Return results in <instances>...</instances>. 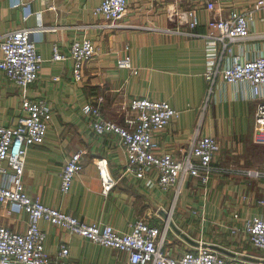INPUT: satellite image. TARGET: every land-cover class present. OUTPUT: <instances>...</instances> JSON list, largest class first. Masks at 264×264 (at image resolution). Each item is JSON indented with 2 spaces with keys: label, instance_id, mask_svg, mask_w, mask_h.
Segmentation results:
<instances>
[{
  "label": "crops",
  "instance_id": "0c3cea01",
  "mask_svg": "<svg viewBox=\"0 0 264 264\" xmlns=\"http://www.w3.org/2000/svg\"><path fill=\"white\" fill-rule=\"evenodd\" d=\"M102 1L0 0V40L10 31L33 30L43 62L29 96L47 99L53 113L45 141L28 150L24 173L27 193L87 223L110 224L122 232L130 231L138 217L158 208L166 210L172 191L150 188L147 178L127 173V156L119 139L92 130L90 117L82 109L98 96L104 98L105 118L118 123H123L133 97L164 100L174 107L179 116L156 136L159 152L181 156L200 127L201 135L216 138L221 146L215 164L264 168V133L256 129V110L264 101V87L256 97L249 83L229 84L220 79L205 107L209 89L205 78L207 41L168 32L177 28L168 11L189 7L188 1L128 0L127 13L119 22L122 26L101 30L91 25L97 22L92 10ZM214 1L223 15L237 10L252 17L251 36L235 43L233 52L243 60L264 56V8L254 10L259 0ZM199 14L196 32L210 33L207 22L211 15L204 9H199ZM84 37L94 41L96 53L83 69V80L76 82L70 48L73 41ZM55 45L65 60H53ZM125 56L131 57L132 69L118 67V60ZM23 113L20 88L0 70V125H14ZM79 150L85 152L84 167L69 193L64 194L60 190L63 166ZM102 158L108 161L107 169L116 181L108 193L103 192L96 162ZM260 198H264V180L214 175L205 187L190 178L177 213L193 223L198 221V232L204 233L201 238L221 248L244 250L250 245L235 239L226 226L232 223L235 212L264 214V208L255 203ZM201 217L210 223L203 231ZM27 224L25 213L0 204V225L24 232ZM40 224L47 233L46 251L52 256L66 244L74 264H115L126 258V253L62 227L46 221Z\"/></svg>",
  "mask_w": 264,
  "mask_h": 264
},
{
  "label": "built area",
  "instance_id": "2783aa9c",
  "mask_svg": "<svg viewBox=\"0 0 264 264\" xmlns=\"http://www.w3.org/2000/svg\"><path fill=\"white\" fill-rule=\"evenodd\" d=\"M186 1L189 7H175L168 11L170 21L177 27L176 30L168 29V32L205 38L207 41L205 78L209 89L205 107L220 79L229 84L247 82L254 95L260 97L264 87V56L243 60L232 48L238 41L251 36L252 17L249 13L233 10L228 15H223L214 0ZM128 5V0H103L92 10L97 22L91 26L101 30L121 27L119 22L127 13ZM262 8L264 0H259L254 10ZM199 9H204L211 15L207 22L211 29L208 34L196 32L201 22ZM181 27L185 30H181ZM0 47V70L20 88L24 112L14 125H0V204L10 205L12 211L25 213L28 217L24 232L0 225V264H74L66 244L61 245L55 256L46 251L47 233L41 227V221L126 253V258L115 264H264L262 213L250 216L235 212L232 223L226 226L235 239L240 240L243 245H250L259 254H251L246 249L223 248L228 254L213 248L217 246L216 243L205 239L184 250L175 244L179 234L173 225L182 233H185V224L188 225L187 231L196 225L180 215L178 220L174 218L190 178L197 179L205 187L214 175L264 180V168L215 164L214 160L221 146L216 138L201 135L200 127L193 133L181 156L159 152L157 134L179 116V112L164 100L131 98L123 123L105 118L103 96L91 99L82 110L90 117L95 134H112L119 139L127 156V173L147 178L146 184L150 188L156 187L165 193L172 191L166 210L158 208L154 212H148L132 223L130 231L122 232L110 224L87 223L59 208L46 205L39 197H31L24 183L28 150L32 145L45 141L53 117L52 107L47 99L29 96L31 85L39 77L43 59L31 29H17L6 33L0 40ZM95 53L94 41L89 37L72 42L70 57L73 60V79L76 82L83 80V69ZM65 59L59 46L55 45L53 60ZM117 65L120 68H133L130 56L119 59ZM256 129L258 133H264V101L257 106ZM84 160L85 152L79 150L65 162L61 172L62 193H69L74 179L84 167ZM96 162L103 192L108 193L116 181L107 169L108 161L105 158ZM255 203L259 208H264V198L257 199ZM201 218L203 231L206 219Z\"/></svg>",
  "mask_w": 264,
  "mask_h": 264
},
{
  "label": "rangeland",
  "instance_id": "374dc122",
  "mask_svg": "<svg viewBox=\"0 0 264 264\" xmlns=\"http://www.w3.org/2000/svg\"><path fill=\"white\" fill-rule=\"evenodd\" d=\"M174 218L176 219V220H178V213L177 212H175V214H174ZM199 220H201L202 221V218H200ZM196 222H198V221H196ZM196 222H194L195 224H197ZM206 223H209V222H206ZM205 223V224H206ZM210 224V223H209ZM185 226V227H184ZM183 226V228L185 229V233H183V234H179L178 235V237H177V239L175 240V244H178L179 245V248L181 249V250H184V249H189V248H192V246H194L193 244H194V241L195 242H198L199 240H202V239H204V238H201V235H204V233H200L199 234V232H198V228H196V225H195V228H193L192 230H188L187 231V228L186 227H188V225L187 224H185ZM206 228V227H205ZM178 234V233H177ZM173 239V238H172ZM246 250L249 252V253H251V254H254V255H256V254H259V252H257L255 249H253L251 246L250 247H248V248H246Z\"/></svg>",
  "mask_w": 264,
  "mask_h": 264
},
{
  "label": "water",
  "instance_id": "95a60500",
  "mask_svg": "<svg viewBox=\"0 0 264 264\" xmlns=\"http://www.w3.org/2000/svg\"><path fill=\"white\" fill-rule=\"evenodd\" d=\"M173 228H174V230L178 233V234H183L179 229H177L174 225H173ZM193 245H198V242H195L194 241V244ZM213 248H215V249H217V250H219V251H221V252H226V253H228L227 252V250H225V249H223V248H221V247H219V246H213ZM229 254V253H228Z\"/></svg>",
  "mask_w": 264,
  "mask_h": 264
}]
</instances>
